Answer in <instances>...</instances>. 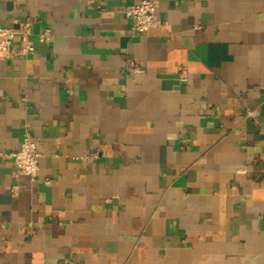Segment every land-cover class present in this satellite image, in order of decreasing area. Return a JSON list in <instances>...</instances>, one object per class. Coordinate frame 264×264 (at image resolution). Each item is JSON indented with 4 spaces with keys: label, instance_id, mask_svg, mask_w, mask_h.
I'll return each mask as SVG.
<instances>
[{
    "label": "crops",
    "instance_id": "crops-1",
    "mask_svg": "<svg viewBox=\"0 0 264 264\" xmlns=\"http://www.w3.org/2000/svg\"><path fill=\"white\" fill-rule=\"evenodd\" d=\"M138 1L0 0V264H264V0Z\"/></svg>",
    "mask_w": 264,
    "mask_h": 264
},
{
    "label": "built area",
    "instance_id": "built-area-1",
    "mask_svg": "<svg viewBox=\"0 0 264 264\" xmlns=\"http://www.w3.org/2000/svg\"><path fill=\"white\" fill-rule=\"evenodd\" d=\"M157 3L154 0H141L132 5L122 8L123 15L130 21L134 35L141 36L151 28H164L165 23L156 15ZM33 25L30 22L20 23L18 28L0 24V60L13 56H27L34 52L31 43ZM19 39L20 47L15 50L14 42ZM38 43H47L52 39L51 30L39 29L36 34ZM134 71L138 68L134 66ZM0 157L13 163L15 174L24 175L31 179L36 178L39 171L40 153L37 144L31 139L30 134L25 132L18 150L0 154ZM45 181V184H49Z\"/></svg>",
    "mask_w": 264,
    "mask_h": 264
},
{
    "label": "water",
    "instance_id": "water-1",
    "mask_svg": "<svg viewBox=\"0 0 264 264\" xmlns=\"http://www.w3.org/2000/svg\"><path fill=\"white\" fill-rule=\"evenodd\" d=\"M162 79H172V80H177L178 79V76H163Z\"/></svg>",
    "mask_w": 264,
    "mask_h": 264
}]
</instances>
